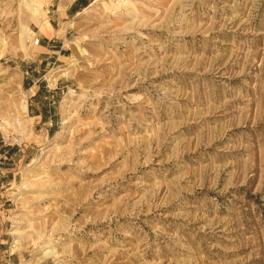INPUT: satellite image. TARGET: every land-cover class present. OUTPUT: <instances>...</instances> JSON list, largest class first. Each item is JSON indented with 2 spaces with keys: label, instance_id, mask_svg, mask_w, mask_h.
I'll return each instance as SVG.
<instances>
[{
  "label": "rangeland",
  "instance_id": "374dc122",
  "mask_svg": "<svg viewBox=\"0 0 264 264\" xmlns=\"http://www.w3.org/2000/svg\"><path fill=\"white\" fill-rule=\"evenodd\" d=\"M0 264H264V0H0Z\"/></svg>",
  "mask_w": 264,
  "mask_h": 264
}]
</instances>
